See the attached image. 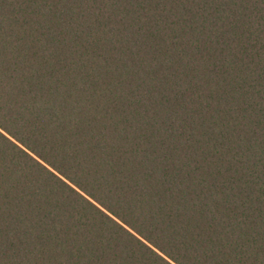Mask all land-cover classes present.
<instances>
[{
	"label": "trees",
	"instance_id": "16d2710c",
	"mask_svg": "<svg viewBox=\"0 0 264 264\" xmlns=\"http://www.w3.org/2000/svg\"><path fill=\"white\" fill-rule=\"evenodd\" d=\"M0 264H264V0H0Z\"/></svg>",
	"mask_w": 264,
	"mask_h": 264
}]
</instances>
